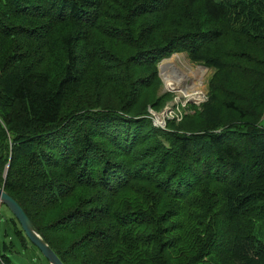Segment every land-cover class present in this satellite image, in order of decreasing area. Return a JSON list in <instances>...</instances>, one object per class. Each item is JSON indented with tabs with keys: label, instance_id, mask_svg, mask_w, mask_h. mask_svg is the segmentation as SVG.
Segmentation results:
<instances>
[{
	"label": "trees",
	"instance_id": "trees-1",
	"mask_svg": "<svg viewBox=\"0 0 264 264\" xmlns=\"http://www.w3.org/2000/svg\"><path fill=\"white\" fill-rule=\"evenodd\" d=\"M180 51L207 100L156 126ZM263 113L264 0H0V186L64 264H264Z\"/></svg>",
	"mask_w": 264,
	"mask_h": 264
},
{
	"label": "rangeland",
	"instance_id": "rangeland-1",
	"mask_svg": "<svg viewBox=\"0 0 264 264\" xmlns=\"http://www.w3.org/2000/svg\"><path fill=\"white\" fill-rule=\"evenodd\" d=\"M159 65V93L167 98L158 111L151 109L150 115L154 125L165 127L167 120L175 119L179 122L184 114L200 110L207 100V79L211 75V69L192 62L184 51L161 59ZM162 72L166 74L167 81ZM195 96L198 98L195 99ZM11 215L6 206H0V240L8 244L6 254L10 258V264H49L27 237L25 240L20 237ZM255 234L259 239H264V219L256 223Z\"/></svg>",
	"mask_w": 264,
	"mask_h": 264
},
{
	"label": "water",
	"instance_id": "water-1",
	"mask_svg": "<svg viewBox=\"0 0 264 264\" xmlns=\"http://www.w3.org/2000/svg\"><path fill=\"white\" fill-rule=\"evenodd\" d=\"M160 66L158 68L160 69ZM202 67L207 68L202 65ZM6 206L19 222L23 232L29 241L35 245L41 254L48 260L49 264H64L53 249L49 246L43 236L38 232L23 208L0 186V206Z\"/></svg>",
	"mask_w": 264,
	"mask_h": 264
},
{
	"label": "bare ground",
	"instance_id": "bare-ground-1",
	"mask_svg": "<svg viewBox=\"0 0 264 264\" xmlns=\"http://www.w3.org/2000/svg\"><path fill=\"white\" fill-rule=\"evenodd\" d=\"M162 70H163V69H162ZM162 76L164 77V80L167 81V78H165V77H166V74L162 72ZM197 98H198V97L195 96V99H197ZM14 233H15V232H14Z\"/></svg>",
	"mask_w": 264,
	"mask_h": 264
},
{
	"label": "built area",
	"instance_id": "built-area-1",
	"mask_svg": "<svg viewBox=\"0 0 264 264\" xmlns=\"http://www.w3.org/2000/svg\"><path fill=\"white\" fill-rule=\"evenodd\" d=\"M151 110H149V112H150ZM263 117H264V113H263Z\"/></svg>",
	"mask_w": 264,
	"mask_h": 264
},
{
	"label": "crops",
	"instance_id": "crops-1",
	"mask_svg": "<svg viewBox=\"0 0 264 264\" xmlns=\"http://www.w3.org/2000/svg\"><path fill=\"white\" fill-rule=\"evenodd\" d=\"M262 123L264 124V118H263V122Z\"/></svg>",
	"mask_w": 264,
	"mask_h": 264
}]
</instances>
